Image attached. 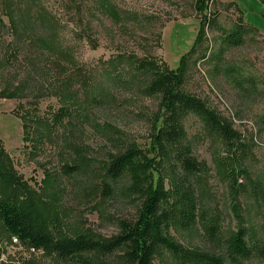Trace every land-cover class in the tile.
Returning <instances> with one entry per match:
<instances>
[{
	"label": "rangeland",
	"instance_id": "374dc122",
	"mask_svg": "<svg viewBox=\"0 0 264 264\" xmlns=\"http://www.w3.org/2000/svg\"><path fill=\"white\" fill-rule=\"evenodd\" d=\"M195 1L0 0V168L10 173L0 182V201L14 196L32 203L37 221L72 237L109 239L120 233V221L137 217L143 200L130 189L129 176L112 181L107 175L111 157L129 144L161 160L152 146L161 99L145 94L150 75L137 71L135 60L154 58L176 69L200 28ZM206 13L218 19L206 28L210 57L187 59L184 88L229 120L245 146L234 153L208 136L195 115L184 119L183 145L201 165L202 206L192 229L172 228L169 235L202 250L214 248L211 226L222 236L246 227L264 239L258 190L264 186V4L210 0ZM237 21L250 29L244 42L213 58L220 35ZM60 109L67 116L56 122ZM66 166L78 170L68 173ZM238 166L244 172L236 183L232 168ZM159 168L168 187V166ZM104 183L111 185L109 196ZM125 253L62 260L12 239L0 219V264H130ZM154 264L181 262L162 249Z\"/></svg>",
	"mask_w": 264,
	"mask_h": 264
},
{
	"label": "trees",
	"instance_id": "16d2710c",
	"mask_svg": "<svg viewBox=\"0 0 264 264\" xmlns=\"http://www.w3.org/2000/svg\"><path fill=\"white\" fill-rule=\"evenodd\" d=\"M209 2L195 1V8L202 16L200 28L193 47L181 58L176 69H170L154 58L135 60L136 70L150 75L145 94L159 95L161 99L162 114L156 118L160 124L154 122L152 130L153 150L161 160L157 161L156 157H151L136 144H129L121 154L111 157L107 175L112 181L124 174L129 176L130 189L143 200L137 217L120 221V233L109 239L93 238L85 234L72 237L60 228L50 229L37 221L33 204L18 203L12 196L0 201V219L12 239L34 249L53 251L62 260L88 252L111 254L119 248L126 250L125 255L130 264H154V259L162 249L177 256L181 264H245L253 257L264 260V239L249 234L246 227H239L222 236L216 226H211L209 239L214 248L210 250L187 248L169 235L172 228L181 231L192 229L199 219L202 206L197 185L201 165L192 156L190 146L183 145L187 136L184 119L189 114L195 115L204 125L208 136L221 140L234 153L240 146H245L240 132L234 129L229 120L184 88L187 59L193 55L201 59L210 57L208 47L205 46L206 28L213 27L218 19L217 15L209 16L206 13ZM9 18L15 27H20L19 20L16 21L12 14ZM47 19L50 21L53 17L48 16ZM249 31L248 26L237 21L231 30L220 35V48L213 58H221L227 47L241 45ZM66 116L64 109L53 115L56 122H61ZM162 163L168 166V187L165 186L166 179L159 168ZM65 168L68 173L78 170L75 166ZM232 169V179L238 183V177L244 170L239 166ZM155 172L158 174L157 179ZM9 177L10 173L0 168V182ZM258 190L264 197V186ZM104 192L111 195L110 184L104 183Z\"/></svg>",
	"mask_w": 264,
	"mask_h": 264
}]
</instances>
